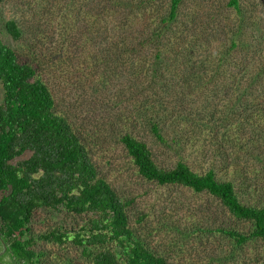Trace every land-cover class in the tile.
<instances>
[{
  "label": "rangeland",
  "instance_id": "374dc122",
  "mask_svg": "<svg viewBox=\"0 0 264 264\" xmlns=\"http://www.w3.org/2000/svg\"><path fill=\"white\" fill-rule=\"evenodd\" d=\"M140 1L131 5L132 9L127 7L123 10L124 13L120 15L125 20H119V27L113 26V31L104 33L106 39L103 40L104 34L99 38V34H88L93 30L85 33V29H81L88 10L86 0H2L0 38L17 53L20 62L29 61L39 66L38 76L49 87L57 113L65 116L78 133L89 150L99 176L123 200H132L128 208L130 226L135 231V237L141 239L150 250L166 258L168 264H255L256 261V264H264L262 242L236 250L222 234L196 232V228L202 225L249 232L252 228L250 223L231 217L210 195L148 182L138 174L132 159L119 142L122 135L130 132L148 145L159 167L172 169L181 160L198 173L213 168L219 181H232L235 184L243 203L264 204V126L257 117L251 120L238 117L236 121L244 120L246 124L238 130L237 123L232 126L235 118L231 114L235 108L230 102L223 97L217 100L213 92L208 93L211 86L208 89L193 88L189 96L187 93H191V82H180L176 77L169 81L172 83L169 92L158 87L159 98L173 111V117L166 119L162 126L164 139L172 146L168 148L149 132L143 118L139 123L134 119L138 112L132 106V98L135 94L138 99L149 95L150 75L145 76L147 80L141 75L133 77L127 64L122 66L123 71L116 72L118 60L115 55L98 64L97 55L100 56L99 50L102 48L117 42L119 45L127 42L129 46L139 42L138 32L145 28L147 22L155 20L154 16L149 15L152 6L157 9L168 7V0H157L154 5L148 6L146 3L138 9ZM227 2L186 0L180 8L175 24L177 27L184 26L181 17L185 19L186 15L198 16L199 27L194 31L201 38L200 48L208 57L230 46V38L238 31L240 23L246 26L243 38L247 41L257 34L261 38L260 34L264 31V0H240L243 18L229 9ZM131 11L133 14L126 19ZM11 19L16 20L24 31L20 40L13 39L6 30L5 25ZM168 40H174L170 33L163 36L162 45L167 47ZM152 45L143 52L147 60L154 56L151 47L155 46ZM120 47L124 49L123 45ZM194 51L191 52L195 55L193 57L201 59L202 52ZM129 57L128 52H124L119 57V63L122 64ZM237 58L232 55L230 61ZM236 62L239 69L233 71L242 74L245 61ZM221 82H216L218 87ZM246 86L244 84L239 93H234L235 96L241 95L240 102L243 104L259 94L256 84L249 87L250 91L245 89ZM171 94L177 99H171ZM212 111L218 112L215 119L220 123L216 126H222L220 132L217 129L211 132L209 128L215 127L213 123L206 126L207 113ZM179 115L188 116L190 121L186 123ZM225 132L232 140L240 137L247 144L244 150L249 152L238 149L236 142L230 144L222 141ZM85 222L84 217L38 210L30 227L32 236L37 240L34 248L47 253L43 263L91 264L82 248L72 242L59 246L37 239L39 235L60 226L63 230H78ZM9 259L7 261L11 263Z\"/></svg>",
  "mask_w": 264,
  "mask_h": 264
},
{
  "label": "trees",
  "instance_id": "16d2710c",
  "mask_svg": "<svg viewBox=\"0 0 264 264\" xmlns=\"http://www.w3.org/2000/svg\"><path fill=\"white\" fill-rule=\"evenodd\" d=\"M136 1L86 0L88 10L84 14L86 20L81 29H85V33L93 30L88 34H99V38H102L104 33L119 27V20H125L120 14L124 13L125 8H131ZM156 1L142 0L137 7L143 8L146 3L151 6ZM167 2L166 9H157L156 6L149 9V15L154 16L155 20L147 22L145 28L138 32L140 40L137 44L129 46L124 42L121 44L123 49L117 42L111 47L102 48L99 50L100 56L97 55L98 64L115 55L118 60L116 72L123 71L122 66L127 64L133 77L141 75L147 80L145 76L150 75L149 95L138 99L135 94L132 98V106L138 112L135 122L139 123L143 118L155 139L168 148L172 147L164 139L162 126L166 119L173 117V111L159 98L158 87L169 92L172 88L169 81L178 77L180 82H191V93H187L189 96L193 88L208 89L211 86L208 93L213 92L217 100L223 97L230 102L235 108L231 114L235 118L232 126L237 123L238 130L246 126V118L251 120L257 117L263 127L264 42L261 39L264 38V31L260 34L261 38L257 34L258 37L252 36L251 41H247L243 38L246 26L240 23L238 31L230 38V46L218 51L216 55H210V58L201 50V38L194 31L198 26V16L186 15L185 19L181 17L184 26L177 27L175 24L186 0ZM226 6L243 18L240 0H228ZM144 10L148 11L146 8ZM132 14L131 11L126 19ZM5 27L13 39L22 38L24 31L16 20L7 21ZM167 33L174 36V40H168L166 47L162 45V39ZM104 37L103 40L106 39ZM150 45L155 46L151 47L154 56L147 60L143 52ZM171 45L174 46L170 48ZM194 50L202 52L201 59L193 57L195 55L191 52ZM124 52H128L131 57L124 61L122 59L123 63L120 64L119 57ZM232 55L238 58L230 61ZM236 61H245L242 74L233 71L239 69ZM38 71L37 64L20 62L17 53L0 38V237L7 245L12 262L44 264L43 259L47 253L34 248L37 240L31 234L30 225L38 210H47L84 217L86 222L78 230H63L60 226L39 235L37 239L59 246L72 242L82 248L91 264H168L166 258L154 253L141 239L135 237L128 215L132 200H123L99 176L80 136L67 118L57 113L55 99L47 84L38 76ZM208 72L212 74H206ZM220 81L218 87L216 82ZM244 84H247L245 89L248 91L254 84L260 88L258 96L252 97L247 104L240 102L241 95H234L242 90ZM169 97L177 99L174 94ZM217 114L214 111L207 113L206 126L210 123L215 126L209 128L211 132L221 130V125L216 126L219 123L215 119ZM179 117L186 123L190 121L188 116ZM238 117L244 120L238 122ZM229 139L231 136L228 132L221 137L222 141L230 144L236 142L238 149L249 152L244 150L247 144L240 137L231 141ZM119 142L132 159L138 174L148 182L160 186L183 187L195 194L210 195L231 217L252 225L249 232L203 225L196 228V232L222 234L236 250L257 242L264 244V204L243 203L232 181H219L213 168L198 173L181 160L174 168L163 169L156 163L148 145L130 132L122 135Z\"/></svg>",
  "mask_w": 264,
  "mask_h": 264
},
{
  "label": "flooded vegetation",
  "instance_id": "af4514ba",
  "mask_svg": "<svg viewBox=\"0 0 264 264\" xmlns=\"http://www.w3.org/2000/svg\"><path fill=\"white\" fill-rule=\"evenodd\" d=\"M8 248L5 242L0 237V264H12V259H9ZM9 259L11 263L7 261Z\"/></svg>",
  "mask_w": 264,
  "mask_h": 264
}]
</instances>
